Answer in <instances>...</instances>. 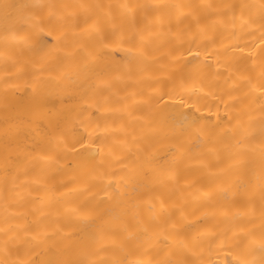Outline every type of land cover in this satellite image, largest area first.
<instances>
[{"label": "bare ground", "instance_id": "6f19581e", "mask_svg": "<svg viewBox=\"0 0 264 264\" xmlns=\"http://www.w3.org/2000/svg\"><path fill=\"white\" fill-rule=\"evenodd\" d=\"M0 264H264V0H0Z\"/></svg>", "mask_w": 264, "mask_h": 264}]
</instances>
